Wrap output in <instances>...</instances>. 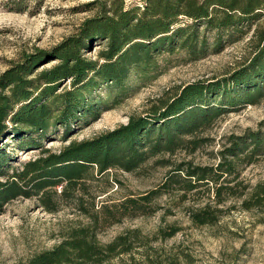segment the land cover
Masks as SVG:
<instances>
[{
	"label": "trees",
	"instance_id": "trees-1",
	"mask_svg": "<svg viewBox=\"0 0 264 264\" xmlns=\"http://www.w3.org/2000/svg\"><path fill=\"white\" fill-rule=\"evenodd\" d=\"M92 4H97L99 11L83 22L79 33L50 52L24 55L0 75V142L6 135L19 136L20 150L40 149L38 157L20 167H12L10 174L7 169L10 166L3 167L9 164L13 149L0 147V208L16 198L37 196L49 211H56L59 199L72 197L79 209L93 218L88 225L72 227L60 243L34 255L28 264H101L124 252L118 251L126 243L124 235L107 244L98 240L95 229L98 211L90 213L84 205L86 182L111 168L134 171L161 152L172 153L186 141V135L212 124L226 106L235 105L238 100L255 103L259 96H264L263 29L256 34L247 65L229 76L181 86L173 94L159 97L144 114L131 115L127 124L91 139L73 140L59 152L43 147L34 134L42 137L49 131L57 132L62 126L63 136L68 137L98 118L103 103L93 99L92 94L100 85L114 84L120 92H125L130 75L138 71L141 78H147L155 70L156 55L161 52L183 49L193 59L205 56L208 38L202 35V25L206 31L216 30L212 46L219 52L224 31L232 29L233 34L241 35L245 33L241 26L244 20L259 18L264 13V0H145L144 6L130 8L124 6L123 0L120 3L94 0ZM183 18L191 23H179ZM99 38L107 42L98 54L99 59L86 56L87 45ZM52 59L59 63L39 68L40 63ZM68 80L71 86L59 91L61 84L67 85ZM231 85L240 94L232 95ZM223 98H227V103L222 105ZM261 133L252 132L250 143L245 139L240 146L235 141L234 146L223 149L216 167L191 166L186 172L179 168L168 175L162 188L182 178L189 183L179 189L192 191L197 187V193L203 185L216 184V204L225 201L222 195L225 190L231 189L227 191L229 196L237 195L234 187L224 182L239 177L236 157L240 151L248 149L240 159L253 162V155L264 145ZM162 188L153 194L159 195ZM78 189L81 191L75 195ZM263 197L264 183H259L250 198L260 204ZM251 200L245 199L246 208L252 206ZM213 207L208 202L193 209L191 219L199 225L214 222L217 209ZM177 230L174 228L166 236H173Z\"/></svg>",
	"mask_w": 264,
	"mask_h": 264
},
{
	"label": "rangeland",
	"instance_id": "rangeland-1",
	"mask_svg": "<svg viewBox=\"0 0 264 264\" xmlns=\"http://www.w3.org/2000/svg\"><path fill=\"white\" fill-rule=\"evenodd\" d=\"M93 1L0 0V75L24 55L50 52L79 33L83 22L99 11ZM113 1L122 0H108ZM123 2L126 8L145 5V0ZM183 22L191 23V20L179 21ZM241 26L245 31L241 35L233 34L232 29L224 31L221 50L215 52L212 45L216 30L206 31L202 25V35L208 38L205 56L193 59L183 49L157 54L155 70L150 71L147 78H141L140 73L134 71L125 82V92L106 83L93 91V99L103 103L97 119L82 125L68 137L63 136L62 126L57 132L49 131L42 137L36 133L37 143L59 152L73 140L91 139L127 124L131 115L144 114L159 97L171 95L181 86L229 76L247 65L256 34L264 29V13L259 18L244 20ZM201 43L200 40L199 47ZM106 44L101 38L93 40L84 54L98 58ZM57 63L58 60H45L39 68ZM66 82L59 91L71 86L69 80ZM229 90L232 95L240 94L236 86L231 85ZM244 101L226 106L212 124L186 135V141L176 151L161 152L134 171L111 168L86 182L84 205L90 213L98 211L99 222L95 229L100 243L107 244L119 235L126 237V243L118 248L124 252L116 253L101 264H264V197L260 204L250 198L255 187L264 183V145L253 155L251 163L240 159L249 150L240 151V156L236 157L239 177L231 182L222 181L233 186L237 195L229 196L227 191L231 189L225 190L222 194L225 201L220 204H216L213 182L199 187L198 193L197 187L192 191L179 189L189 183L182 178L162 188L168 175L179 168L186 172L191 166L216 167L223 149L234 146L235 141L240 142V146L245 139L250 143L252 132L264 135V96H259L255 103ZM220 103H227V98ZM189 139L196 142L190 143ZM19 142V136L10 135L0 142V147L13 149L9 164L3 167L10 166L7 168L10 174L12 167H20L40 153V149L20 150ZM181 175L184 178V173ZM161 188L159 195L153 194ZM80 191L76 190L75 195ZM131 199L134 201H129ZM245 199L251 200L250 208H246ZM208 202L217 209V219L199 225L191 219V211ZM75 203L72 197L59 199L57 210L49 211L37 196L7 202L0 208V264H28L34 255L60 243L72 227L90 224L93 218ZM174 228L177 232L167 237L166 233Z\"/></svg>",
	"mask_w": 264,
	"mask_h": 264
}]
</instances>
